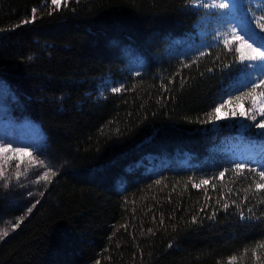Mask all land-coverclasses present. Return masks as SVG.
Masks as SVG:
<instances>
[{
  "label": "trees",
  "instance_id": "16d2710c",
  "mask_svg": "<svg viewBox=\"0 0 264 264\" xmlns=\"http://www.w3.org/2000/svg\"><path fill=\"white\" fill-rule=\"evenodd\" d=\"M200 15L191 0H0V120L35 125L47 165H0V264H264V191L245 192L264 162L229 157L235 131L205 122L248 91L238 54L164 55Z\"/></svg>",
  "mask_w": 264,
  "mask_h": 264
},
{
  "label": "rangeland",
  "instance_id": "374dc122",
  "mask_svg": "<svg viewBox=\"0 0 264 264\" xmlns=\"http://www.w3.org/2000/svg\"><path fill=\"white\" fill-rule=\"evenodd\" d=\"M209 2L218 3L220 0H209ZM193 8L201 14L194 31L181 38L174 39L165 48V56L181 59L196 58L204 54L210 47L224 46L221 42L222 35L227 32L231 25L227 24L217 14L229 12V19L235 18L245 21L253 11L257 13L264 11V2H261V0H234V4L230 6V9H210L194 6ZM252 27H255V25H252ZM260 35H264V33H260ZM127 68L130 74L137 75L140 72L141 64L132 63ZM248 71L253 70L249 69ZM248 81V73L245 72L238 80L237 86L248 85ZM113 88H119V85L106 80L103 82L100 92H114L112 91ZM226 98L227 95H224L220 100ZM242 112L249 117L253 114V112H249L240 105L228 104L218 113L220 119L213 122L212 126L214 128L224 126L235 131V134L229 137L222 146L229 157H233L236 161L251 158L262 163L264 162V136L260 133L264 132V129L250 127L254 122L241 116L240 113ZM256 114L257 121L264 119V117L258 115V112ZM41 138L36 126L29 122L10 123L7 120H0L1 143L11 142L13 147L20 146L32 151L40 144ZM30 159L28 156L13 157L12 153H6L0 155V165L5 166L6 163L18 162L20 164L19 168L25 170L28 167L30 171L33 168L30 166Z\"/></svg>",
  "mask_w": 264,
  "mask_h": 264
},
{
  "label": "snow or ice",
  "instance_id": "6c2138e0",
  "mask_svg": "<svg viewBox=\"0 0 264 264\" xmlns=\"http://www.w3.org/2000/svg\"><path fill=\"white\" fill-rule=\"evenodd\" d=\"M47 2V0H46ZM264 2V0H261ZM191 3L194 7L199 8H210V9H230V6L234 4V0H220V2H209V0H191ZM51 4L55 5L57 8L60 7L61 0H51ZM33 18H35V13L37 9H33ZM222 20H225L227 24H230L231 27L227 29V32L222 35L221 42L229 52H233L234 54H238L236 56L237 62L243 65L241 71L248 73V91L243 92L242 95H233L231 93L226 94V99H221L220 102L213 108V110L207 114V120L205 122H216L220 119L218 113L221 112L222 109L225 108L226 105L232 103L242 104L245 99H248L250 102L249 112H253V114L249 117L246 113H240L241 116L246 119H251L254 123L250 125V127H256L259 129H264V119L257 121V114L260 117H264V88L261 86L264 85V36L260 35V33H264V11H260L259 13L253 11L245 21H240L238 19H229V12L218 13L217 14ZM30 22V21H25ZM255 25V27H252ZM251 69L253 71L249 72ZM257 89H261L257 93ZM112 91L120 92V88H113ZM256 110V111H254ZM235 115V113H233ZM260 135L264 136V132L260 133ZM12 153L13 157L20 156H28L30 157V166L40 168H46L47 165L45 161L36 159V157L32 156V152L26 150L23 147L16 146L13 147L11 142L8 143H0V155ZM19 168V164L16 165ZM246 165L244 163H238L236 168L233 170L234 174L237 176L244 175ZM249 173H253L254 176L249 177L245 176V179H251V184H249L248 188L245 189V192H251L255 190V194H259L261 191H264V166L261 167H249L247 168ZM28 167L25 168L23 173L19 175H27ZM55 175V171L51 168L44 171L42 175H38V179L34 182H39L40 180H49V174ZM225 176L224 172L219 173L220 179H223ZM3 177V172L0 171V178ZM209 181L207 179L201 180L200 185H206ZM194 187H199V185H194ZM213 187H215L213 185ZM245 199H248L245 196ZM261 203H264V199L261 200ZM225 208L228 207L227 204L224 205ZM31 209H29V212ZM18 226V225H16ZM8 232L3 231L2 235H0V239L4 236H7ZM259 247L264 248V243L260 244ZM235 259V258H232ZM99 264V262H97Z\"/></svg>",
  "mask_w": 264,
  "mask_h": 264
}]
</instances>
